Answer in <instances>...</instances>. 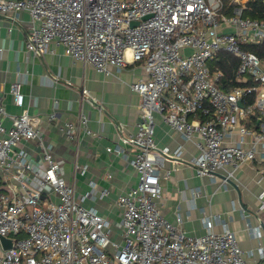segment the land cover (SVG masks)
Masks as SVG:
<instances>
[{"label": "built area", "instance_id": "2783aa9c", "mask_svg": "<svg viewBox=\"0 0 264 264\" xmlns=\"http://www.w3.org/2000/svg\"><path fill=\"white\" fill-rule=\"evenodd\" d=\"M254 1L0 0V16L19 22L22 12L29 13V55H41L55 43L107 74L134 63L145 72L130 84L141 95V114L137 131L123 140L134 146L131 165L139 182L118 197L119 224L83 204L99 193L94 181L76 195L39 119L29 113L21 81L9 89L22 107L18 114L6 110L7 92L0 87V236L15 239L0 264H264L241 247L226 222L214 231L212 217H204L206 233L189 235L181 214L176 223L166 219L158 204V164L165 154L183 159L184 147L159 151L154 136L157 111L195 145L197 154L188 161L199 176L225 170L230 180L241 164L264 162V59L249 48L264 42V17L248 14ZM221 51L235 55L238 77L254 83L220 88L222 71L213 72L210 63ZM255 119L257 126L248 125ZM80 123L88 124L85 114ZM66 126L72 138L75 124ZM30 140L36 141L35 152L27 147ZM107 149L124 151L118 144ZM259 199L260 225L249 224L256 234L264 229V193Z\"/></svg>", "mask_w": 264, "mask_h": 264}, {"label": "crops", "instance_id": "0c3cea01", "mask_svg": "<svg viewBox=\"0 0 264 264\" xmlns=\"http://www.w3.org/2000/svg\"><path fill=\"white\" fill-rule=\"evenodd\" d=\"M20 18L15 22L10 17L0 16V87L7 92L6 110L16 114L22 111L9 91L11 83L20 80L29 113L39 119V128L61 162L64 177L75 186L76 195L90 190V182L94 181L99 193L83 204L97 208L101 215L119 224L118 197L139 182V175L131 165L134 146L125 143L123 138L137 131L142 99L130 84L145 74L142 65L111 67L107 74L90 63L75 60L55 43L41 55H29L26 24L30 15L24 11ZM82 114L88 117L86 126L80 123ZM154 120L159 151L184 147L183 159L165 154L158 164L163 188L158 204L162 214L175 223L177 215L181 214V226L189 235L206 233L208 225L204 217H212L214 231L221 230L226 222L237 235L241 247L252 249L256 259L264 262L261 259L264 229L260 228L256 234L249 228V224L260 225L258 211L259 197L264 193V162L256 159L241 164L230 180L225 179V170L218 171L216 177L199 176L188 161L197 154L195 145L185 141L157 111ZM251 121L255 122L248 123ZM68 122L75 124L72 138L67 133ZM4 123L10 126L11 120L6 118ZM257 125L258 120L250 126ZM26 144L31 151L38 150L35 140ZM117 144L123 146L122 153L107 149ZM37 157L40 158V154ZM104 188L109 193L101 196ZM4 250L0 241V257Z\"/></svg>", "mask_w": 264, "mask_h": 264}, {"label": "trees", "instance_id": "16d2710c", "mask_svg": "<svg viewBox=\"0 0 264 264\" xmlns=\"http://www.w3.org/2000/svg\"><path fill=\"white\" fill-rule=\"evenodd\" d=\"M255 7L254 10L249 11V15L252 17L263 18L264 17V1L263 0H255L252 3ZM249 48L256 52L261 58L264 59V42L250 45ZM239 60L238 58L226 51H221L215 58L214 62L211 64L212 71L216 70L222 71V76L218 79V85L224 91H228L237 85H245V84H253L252 80H243L239 78L237 75ZM254 98V97H253ZM255 122L251 121V123L255 124ZM249 122L248 125H251ZM22 236V235H21Z\"/></svg>", "mask_w": 264, "mask_h": 264}, {"label": "water", "instance_id": "95a60500", "mask_svg": "<svg viewBox=\"0 0 264 264\" xmlns=\"http://www.w3.org/2000/svg\"><path fill=\"white\" fill-rule=\"evenodd\" d=\"M133 24H135V22H133ZM240 104H242V102H240ZM0 241L3 244L4 248L5 249H8V248H10V247L13 246L15 239L12 238V237H8V236L1 235L0 236Z\"/></svg>", "mask_w": 264, "mask_h": 264}]
</instances>
